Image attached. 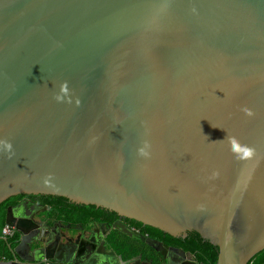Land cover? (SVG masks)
Instances as JSON below:
<instances>
[{"label":"water","instance_id":"obj_1","mask_svg":"<svg viewBox=\"0 0 264 264\" xmlns=\"http://www.w3.org/2000/svg\"><path fill=\"white\" fill-rule=\"evenodd\" d=\"M21 197L71 223L117 218L160 264H198L188 248L254 264L264 0H0V229Z\"/></svg>","mask_w":264,"mask_h":264},{"label":"flooded vegetation","instance_id":"obj_2","mask_svg":"<svg viewBox=\"0 0 264 264\" xmlns=\"http://www.w3.org/2000/svg\"><path fill=\"white\" fill-rule=\"evenodd\" d=\"M21 202L35 207L21 208L15 213L14 206ZM4 207V217L8 208L12 226L6 234L1 235L5 238L2 239L5 242V249L0 255L1 264H89L87 263L89 259H91L90 264H100V260L104 259L109 264H135V260L139 262L151 260L148 256L142 255L125 258L115 251L110 234L113 231L122 234L111 227L113 222H121L117 218H114L110 224L101 221L71 223L60 220L59 208L24 197ZM19 220L26 222L27 225H22ZM116 232L113 233L116 239L120 240V235ZM185 253L189 258H193L188 252ZM20 256L27 261H23ZM152 262L160 264L161 259Z\"/></svg>","mask_w":264,"mask_h":264},{"label":"trees","instance_id":"obj_3","mask_svg":"<svg viewBox=\"0 0 264 264\" xmlns=\"http://www.w3.org/2000/svg\"><path fill=\"white\" fill-rule=\"evenodd\" d=\"M5 208V207H4ZM4 226V211H3V220H2V227ZM1 229H0V236L1 234ZM116 232V231H113ZM110 234V240L111 243L114 245V249L116 252L122 254L123 257L128 258V257H134L136 255H142V256H148V259H151L152 261L158 262L160 257L159 254L157 252H155L152 248H150L149 246H147L144 242H140L138 240L129 238L125 235L119 234L120 235V240L116 239V236L114 235V233ZM146 234V233H143ZM147 236L159 240L157 237L150 235V234H146ZM0 241L2 242V244L5 247V242L4 240H2L0 238ZM160 242H162L161 240H159ZM179 248V247H178ZM181 249V248H180ZM184 252H188L189 254H191L194 258V260L198 263V264H207L206 260L200 256L199 254L195 253L192 249L188 248L186 251L181 249ZM2 254V253H1ZM264 255V250H262L261 252H259V254L255 257L254 260V264H257L258 260H261Z\"/></svg>","mask_w":264,"mask_h":264},{"label":"clouds","instance_id":"obj_4","mask_svg":"<svg viewBox=\"0 0 264 264\" xmlns=\"http://www.w3.org/2000/svg\"><path fill=\"white\" fill-rule=\"evenodd\" d=\"M62 91H67L66 85L62 86ZM58 100L61 99V97L57 96L56 97ZM251 114V113H249ZM231 145H232V151L234 153H237L239 155L240 159H247L253 156L254 154V149L250 148V147H242L235 138L231 139ZM10 147V145H9ZM141 152V154L146 155L147 153L144 152L143 149L139 150Z\"/></svg>","mask_w":264,"mask_h":264},{"label":"built area","instance_id":"obj_5","mask_svg":"<svg viewBox=\"0 0 264 264\" xmlns=\"http://www.w3.org/2000/svg\"><path fill=\"white\" fill-rule=\"evenodd\" d=\"M8 229H9V227L8 226H6V225H4L3 227H2V229H1V234H6L7 232H8Z\"/></svg>","mask_w":264,"mask_h":264}]
</instances>
